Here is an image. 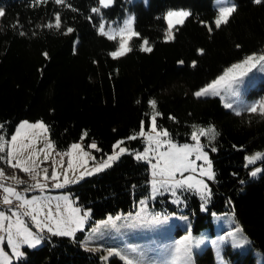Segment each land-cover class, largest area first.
Returning <instances> with one entry per match:
<instances>
[{
	"label": "trees",
	"instance_id": "obj_1",
	"mask_svg": "<svg viewBox=\"0 0 264 264\" xmlns=\"http://www.w3.org/2000/svg\"><path fill=\"white\" fill-rule=\"evenodd\" d=\"M232 4L236 11L216 28L215 0H114L100 14L91 11L100 7L98 0H0V134L11 139L21 122L42 121L57 151L79 142L90 149L94 143L101 161L120 141L130 151H143L144 138L129 137L140 131L142 121L144 129L150 128L154 111L160 113L157 128L166 129L177 144L193 142V126L214 127L218 135L213 139L201 136L214 170L207 212L198 194L186 189L181 191L183 214L195 221L197 230L211 224L213 214L232 213L253 248L264 254V158L248 162L249 156L264 153V115H237L218 97L194 95L232 65L264 52V0ZM179 9L190 15L175 27L174 38L165 40L167 14ZM128 12L140 35L131 39V52L113 59L109 53L116 50L118 39L100 35L98 27L101 22H122ZM56 14L60 28L45 27L55 25ZM68 28L73 31L67 33ZM145 38L150 52L141 50ZM250 97L264 101V80ZM150 100L156 101L155 110ZM150 181L149 164L125 154L68 190L78 206L90 210V228L108 216L135 211L150 196ZM150 205L157 212H179L169 195ZM84 236L46 234L42 247H25L13 264H99V256L84 249ZM227 257L234 264H256L253 253L230 246ZM214 263L208 248L198 264ZM110 264L123 262L114 259Z\"/></svg>",
	"mask_w": 264,
	"mask_h": 264
},
{
	"label": "rangeland",
	"instance_id": "obj_2",
	"mask_svg": "<svg viewBox=\"0 0 264 264\" xmlns=\"http://www.w3.org/2000/svg\"><path fill=\"white\" fill-rule=\"evenodd\" d=\"M137 1H143L145 4H148L149 2V0H129L130 3H134ZM215 4L217 8H219L222 5L232 4V0H215ZM179 11H186L190 13L187 9L173 10L170 12ZM130 17L134 18V15L131 12H128L122 22L116 21L111 23H104L105 30L109 31L110 29L123 27L124 21L129 19ZM186 18H184L183 23ZM173 20H175V18H173ZM178 25L181 24L174 23L171 29L172 34H174V29ZM167 29H169L168 19ZM261 54H264V52L255 55L259 56ZM262 80H264V67L257 65L256 67L252 68L251 71L246 72V74L243 75L240 80L234 85V89L238 92V95L233 96L230 93L222 90L220 96L207 95L201 96L200 98L218 97L222 100V103L225 107L228 103L232 104L231 108L226 107L228 110H231L235 113L237 111H239L240 113L246 112V109L248 107H251L252 105H258L262 101V99L260 98L250 97V93L254 90L255 87L259 85L260 82H262ZM29 123L31 124L37 122ZM19 125L16 129V132L19 128ZM1 131L2 128H0V133ZM20 131L21 137L18 139V143L23 142L29 144L30 146L22 154H18L16 158L24 159L31 155L33 152L38 153V156L33 157L40 165L39 168L36 169V171H38L40 174L39 178L41 180V183L46 184L47 187L43 189H28V186L34 184L35 181L32 180L29 174L22 172L19 168L10 167L5 159H0V169H2L4 173V177H0V182L3 183L6 187L15 188L18 192L21 193V195L27 197L28 199L38 197L41 201V204L44 206L45 212L47 211L48 207H51L53 213H55L57 203L61 205V211L65 213L67 210V203H71L73 207L80 208L81 215L85 211L89 212V215L85 218L82 227L78 228L72 236L64 237H75L79 232H85V236L82 240V245L86 251L99 256V264H110V262L114 259H119L123 262V264H126V260L121 259V256L127 257V259L132 260L133 264H198L199 257L203 255L208 248L213 251L215 261L214 264H234L227 257V250L229 246L233 249V251L253 253L256 257V264H264V254L262 252L256 251L253 248L252 242L236 221L234 214H213L212 223L197 230L195 229V221H193L190 216L183 214L184 208L180 206L182 203H184L181 191L187 189L196 192L202 201V210L204 212H207V207L210 202V183L214 179V170L209 153L204 149L201 142V136L200 144L202 146V150L203 152L207 153L208 159L211 162V172L213 173L212 178H209L208 176L202 174L203 170L208 169V163L204 160H196V152H193L189 157L190 160L195 161V171H193L192 168H189L182 174L176 173L172 177L159 174L153 176L154 171L157 173H159L160 171L159 168L153 169L152 167V165L157 162L159 157L157 155V152L153 150L156 147L155 143L148 141L146 136L142 137L145 140V147L143 151H130L122 143L119 145V147H115L114 152L110 155H117L118 159L110 161L108 167L101 168L99 171H96V169L101 164L108 160V158L101 161L97 160L96 151L99 150L98 146L97 148L90 147V149H86L83 143L79 142L76 144H80L81 149L73 151L70 147L67 151H57L50 138L48 128L46 132L39 128H26ZM145 131L150 133V128L145 129ZM150 134L155 135L154 133ZM0 136L3 137V141L5 142V152H0V157H6L8 150L12 146L6 143L7 141H10V139H7L1 134ZM162 139H169V137H162ZM48 143H51L54 147L51 149H47L46 145ZM195 143L196 141L185 144L195 145ZM150 144L151 148L149 147ZM121 148L126 149V151L120 152ZM166 148L167 145L160 148L159 151H165ZM70 151L71 155H59L60 153H67ZM146 151L147 156L145 157L144 153ZM85 153H87V155H85ZM45 154L48 155L47 161L44 160ZM125 154H133L136 159L147 162L149 164L151 174V194L149 197L144 198L139 202L135 211L108 216L107 218L98 221L94 226L88 228V224L91 218L90 210L78 206L76 200L72 197V194L68 189L70 187L78 185L87 178L106 171ZM138 155L141 158H137ZM253 156L248 157V162L249 158ZM260 160L261 159H257L254 163ZM12 162L15 163V160H13ZM70 162L72 164V168L68 167ZM30 164L31 162H29V165ZM44 168L48 169L49 176H51L53 174V171H55V174L59 178L56 180L50 179L44 181ZM89 172L92 174H86ZM65 173L67 174L68 180L72 182L64 184ZM82 173L85 174L81 178ZM13 176L19 178L24 183L21 185H17L15 180L9 179ZM184 180H187V183L183 184L182 186H176V181ZM153 181L157 182L155 191L153 187ZM199 181H202L203 184L198 183ZM55 184H61L62 187H53V185ZM189 184L191 185V187L188 186ZM173 192H175V195H173ZM165 195H169L171 201L179 207L178 213L157 212L152 209L150 203H153L157 197ZM65 198H67V201L65 200ZM10 199L13 201V203L8 205L15 207L13 209L15 210L19 202L16 201V198L14 196L10 197ZM14 202H16V205H14ZM30 210L31 207L28 205H26L22 209H19L21 213L20 220L24 222V225L27 228L31 229L34 233L41 237V242L39 244H36L34 247L22 245L20 249L21 251H23L25 247L38 249L44 244V235H54L48 232L46 228L43 231H40L36 228L34 222L29 216L23 215V213ZM5 214L11 217L10 221H4L5 225H7L8 223H12L15 225L16 217L12 215V212H5ZM37 215L39 219L48 223L49 226H52L55 230L54 221H46L44 213H37ZM72 227H75V225H72ZM13 233L15 234V228H13ZM0 236H6V233L4 231H0ZM186 237H188L189 239L185 240ZM2 247L3 251L5 253H8V255L12 257L10 260V264H13L23 257L21 256L19 258H15L12 254L11 248L6 243L2 245ZM177 248L181 249V253H183L185 248L190 249V252L188 253L190 259L183 258L178 260L176 258L179 255L176 252ZM112 250L118 251L121 255L109 256L108 253ZM106 256L108 257L107 260L104 259V257ZM0 264H9V261H6L3 256H0Z\"/></svg>",
	"mask_w": 264,
	"mask_h": 264
},
{
	"label": "snow or ice",
	"instance_id": "obj_3",
	"mask_svg": "<svg viewBox=\"0 0 264 264\" xmlns=\"http://www.w3.org/2000/svg\"><path fill=\"white\" fill-rule=\"evenodd\" d=\"M57 4H64L65 0H55ZM114 0H98V3L100 7H96L91 9L93 13L100 14L101 8H108L113 4ZM256 3H260V0H255ZM68 7H71V5H66ZM236 11V5L235 4H229V5H222L218 8V15L217 18L214 20V24L216 28H220L222 24H227L229 21V18L232 16V14ZM4 12L3 10H0V16H3ZM190 13L186 11H179V12H169L167 14L169 29L165 33V40L173 39L172 34V27L175 24H182L184 18L188 17ZM175 18V20H173ZM55 25L49 23L45 25V27H53L55 26L57 29L60 28V16L59 14H56L55 17ZM134 24V18L130 17L129 19L124 21L123 27H118L115 29H110L109 31L105 30V24L104 22H101L98 27V32L100 35L105 36L109 40H117L118 39V46L116 50L109 53V55L113 59H117L120 57L125 56L127 53L131 52L132 49L129 47V42L133 37L139 38V33L134 30L133 27ZM209 32L212 31L211 26L208 27ZM73 31L72 28L67 29V33H71ZM149 44V41L145 38L142 41L141 44V50L150 52L152 51V48L150 46H147ZM239 47V45H237ZM200 53H203V50H199ZM45 56H47V53H44ZM181 63H183L181 61ZM257 65H260L261 67H264V54H261L259 56L253 54L248 57H246L241 63L234 64L232 67H230L223 75L219 76L217 79L213 80L211 83L207 84L206 86L202 87L200 90L196 91L194 95L196 97L201 96H207V95H213V96H220L222 90L225 92L230 93L231 95L235 96L238 95V92L234 89V85L240 80V78L246 74V72L251 71L252 68L256 67ZM193 66H195V62H193ZM150 106L155 110L156 108V101L150 100L149 101ZM226 107L231 108L232 104L228 103L226 104ZM248 112H257L259 111L261 115H264V101H261L258 105H252L251 107H248L246 109ZM237 115H240L241 113L239 111L236 112ZM160 115V113L155 112L150 118V133H154L155 135L150 134L149 132H146L143 126V121L141 122V129L140 131L131 137L129 139H136L137 136L139 137H145L148 141L154 142L156 147L155 150L157 152V155L159 159L155 164L152 165L153 169L159 168V173L153 172V176L159 175H167L169 177L174 176L176 173H183L189 168H192L193 171H195V161H192L189 159L191 154L193 152H196V160H204L208 163V169L203 170L202 174L208 176L209 178L213 177V173L211 172V162L208 159L207 153L203 152L202 146L200 144V136H208L209 139H213L218 133H216V130L214 127H209L207 129L204 128H196L194 127V130L191 134V139L193 141H196L195 145H189V144H183V145H177L176 143L172 142L170 139H162L169 137V133L166 129H158L156 124V118ZM171 119H175L174 117H170ZM0 128H3V125H0ZM35 129L39 128L47 131V126L41 121L37 123H29L28 121H24L19 125V128L16 132V134L11 136L10 141H7L6 143L10 144L12 147L8 150L6 157H0V159H5L6 162L9 164L10 167L13 168H19L22 172L27 173L31 176L32 180L35 181L34 184L29 185L28 189L32 188H46L47 185L44 183H41V180L39 178L40 174L38 171H36L37 168H39V163H37V160L34 159V156H38V153L33 152L31 155L24 159H17L18 154H22L30 145L27 143L20 142L18 143V139L21 137V131L22 129ZM199 133V135H198ZM86 136L87 133H84ZM123 141L118 142V144L115 147H119L120 144H122ZM167 145V148L165 151H159L160 148ZM54 146L51 143H48L46 145L47 149H51ZM91 148H97L96 144H91ZM151 148V144L149 145ZM81 149L80 144H73L71 145V150H77ZM43 151V150H41ZM126 149L121 148L120 152H124ZM212 151H215L213 148ZM0 152H5V142L3 141V137L0 136ZM59 155H71V151L67 153H60ZM87 155V153H85ZM144 156H147V151L144 153ZM137 158H141L139 155ZM264 158V153H257L255 156L249 158V163H254L257 159ZM48 155L45 154L44 160L47 161ZM118 159L117 155H112L108 157V160L105 161L103 164H101L96 171H99L101 168H105L109 166V162L112 160ZM15 160V163L12 161ZM29 162L31 164L29 165ZM69 168H72L71 162L68 165ZM260 171V169H257L256 171L252 172V175L255 176L256 172ZM44 176L43 180H56L59 177L55 174V171H53V174L49 176L48 169H43ZM85 173L81 174V178L83 177ZM88 175H91L92 173H86ZM0 177H4L3 170L0 169ZM9 179L15 180L17 185H21L24 182L20 180L19 178L13 176ZM190 179V178H189ZM72 181L68 180L67 174L64 175V184L70 183ZM156 181H153V187L155 191ZM187 183V180L184 181H176V186H182L183 184ZM198 183L203 184L202 181H199ZM191 187V185H188ZM53 187H62L61 184H55ZM0 189L3 190L5 195L3 196V203L4 204H12L13 201L10 199V197L14 196L16 198V201L19 203L16 206L15 210L12 211V215L16 217V223L15 225L12 223H8L5 225L4 221H10L11 217L7 216L4 211H0V231H4L6 233V236H0V256H3L6 261H9L12 257L8 255V253H5L3 251L2 245L5 243L11 248L12 254L15 258H19L24 255V252L21 251L22 245H28L29 247H34L36 244H39L41 242V237H39L36 233H34L31 229L27 228L24 225V222L20 220V211L19 209L24 208L26 205L31 207L30 211H27L23 213V215L29 216L31 220L34 222L37 229L40 231H43L45 228L48 232L54 234V235H62V236H72L73 233L80 227H82L83 222L85 218L89 215V212L85 211L81 215V210L78 207H73L71 203L66 204L68 216L65 217L63 212L61 211V205L57 203L56 205V212L53 213V210L51 207L47 208V211H44V206L41 204V201L38 197H33L31 199H28L27 197L21 195L20 192H18L13 187H6L4 184L0 183ZM173 195H175V192H173ZM67 201V198H65ZM37 213H44L45 220L46 221H54L55 222V230L52 226H49L48 223L45 221H42L39 219ZM118 219V217H117ZM72 225H75V227H72ZM13 228H15V234L13 233ZM189 239L188 237L185 238V240ZM176 252L179 254L176 258L183 259L187 258L190 259V256L188 253L190 252V249L185 248L183 253H181V249L177 248ZM109 256L111 255H117L120 256L121 254L118 251L112 250L108 253ZM105 260L108 259V257H104ZM121 259L126 260V264H133V261L130 259H127V257L121 256Z\"/></svg>",
	"mask_w": 264,
	"mask_h": 264
},
{
	"label": "built area",
	"instance_id": "obj_4",
	"mask_svg": "<svg viewBox=\"0 0 264 264\" xmlns=\"http://www.w3.org/2000/svg\"><path fill=\"white\" fill-rule=\"evenodd\" d=\"M4 195H5V193L3 192L2 189H0V211H4L6 213H11L12 211H10V210H13L15 207L3 203V199L2 198H3ZM14 205H16V202H14Z\"/></svg>",
	"mask_w": 264,
	"mask_h": 264
},
{
	"label": "crops",
	"instance_id": "obj_5",
	"mask_svg": "<svg viewBox=\"0 0 264 264\" xmlns=\"http://www.w3.org/2000/svg\"><path fill=\"white\" fill-rule=\"evenodd\" d=\"M63 214H64V216H68V212H67V210H66V213H65V212H63Z\"/></svg>",
	"mask_w": 264,
	"mask_h": 264
}]
</instances>
